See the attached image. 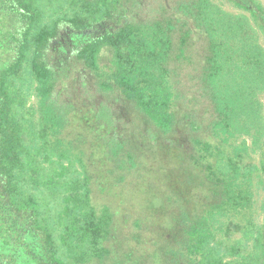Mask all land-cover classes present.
Listing matches in <instances>:
<instances>
[{
    "label": "trees",
    "instance_id": "16d2710c",
    "mask_svg": "<svg viewBox=\"0 0 264 264\" xmlns=\"http://www.w3.org/2000/svg\"><path fill=\"white\" fill-rule=\"evenodd\" d=\"M228 1L0 0V264H264V227L209 246L252 213L238 138L264 170V4Z\"/></svg>",
    "mask_w": 264,
    "mask_h": 264
},
{
    "label": "rangeland",
    "instance_id": "374dc122",
    "mask_svg": "<svg viewBox=\"0 0 264 264\" xmlns=\"http://www.w3.org/2000/svg\"><path fill=\"white\" fill-rule=\"evenodd\" d=\"M48 16H54L55 9L62 11L68 9L70 0H44ZM264 4V0H258ZM223 9L232 13H241V9L235 7L228 0H214ZM260 43L264 46V34L259 32ZM28 79V77L26 76ZM32 82V83H31ZM23 90L28 91V106L37 110L38 98L34 95V82L31 79L18 81ZM23 83V84H22ZM19 87V85H17ZM30 86L29 88H26ZM261 100L264 103V93L260 95ZM35 121L39 122V114L35 113ZM237 143H246L249 145L248 155L242 159L241 167L243 175H247V178L252 179V213L245 218L229 217L224 218V230L221 233H217L214 238L210 240V249L218 259L223 262L240 261L245 255H247L254 247V237L264 227V170L262 169L261 155L258 150L252 147L251 139L248 137H240L236 140ZM43 159L44 156L40 155ZM52 159L57 160L56 156ZM67 163L66 161H64ZM78 168V165H76ZM53 211L58 210L60 205H57L55 201L51 203ZM56 212V211H55Z\"/></svg>",
    "mask_w": 264,
    "mask_h": 264
}]
</instances>
